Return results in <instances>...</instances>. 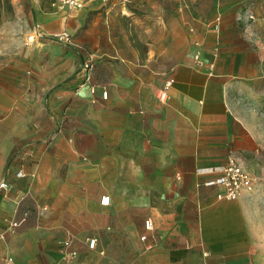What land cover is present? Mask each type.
Segmentation results:
<instances>
[{
	"label": "crops",
	"instance_id": "obj_1",
	"mask_svg": "<svg viewBox=\"0 0 264 264\" xmlns=\"http://www.w3.org/2000/svg\"><path fill=\"white\" fill-rule=\"evenodd\" d=\"M168 2L38 14L0 76V264H56L69 241L72 264H262L264 0ZM231 157L255 179L235 198L199 176Z\"/></svg>",
	"mask_w": 264,
	"mask_h": 264
},
{
	"label": "rangeland",
	"instance_id": "obj_2",
	"mask_svg": "<svg viewBox=\"0 0 264 264\" xmlns=\"http://www.w3.org/2000/svg\"><path fill=\"white\" fill-rule=\"evenodd\" d=\"M167 0V8H168ZM181 6V3H178ZM65 10L60 0H0V76L13 75L15 71L21 69V65L27 62L24 52L27 48L37 43L30 42L31 35L34 34L37 26L38 14L42 12H56ZM264 41V36L262 37ZM264 104V101H263ZM258 119L263 124L264 129V105L256 107ZM264 160V151L262 153ZM262 193L258 197L257 203L260 208V220L262 223V264H264V177Z\"/></svg>",
	"mask_w": 264,
	"mask_h": 264
},
{
	"label": "built area",
	"instance_id": "obj_3",
	"mask_svg": "<svg viewBox=\"0 0 264 264\" xmlns=\"http://www.w3.org/2000/svg\"><path fill=\"white\" fill-rule=\"evenodd\" d=\"M64 7L68 8L70 11L81 10L83 9L89 0H60ZM249 19H254L253 15H249ZM243 20V18H239ZM264 26V19L262 20ZM44 38L43 34L39 29L34 31V34L30 37V42L34 43L40 41ZM50 40L58 42L64 45L72 44V36L64 31L62 33H57L49 37ZM200 47L199 43L195 44V48ZM199 58V53L195 54V59ZM94 65V59L89 58L83 64L85 69H91ZM104 97H107V94L104 93ZM18 176H23V173L20 172ZM199 176H204L206 178L205 185L208 187H219L223 190V195L228 198H235L243 190L252 191L255 188V179L253 178L251 172L244 166V164L237 159L236 157H231L228 161V164L219 169L209 170L199 173ZM8 187L7 183H1L0 188L6 189ZM111 203V198L109 196H104L101 199V204L104 206H109ZM18 223H14L13 227H17ZM152 222L150 220L145 222L146 229L150 230ZM143 240L146 237L142 238ZM97 240H90L89 247L90 249H95ZM66 249L64 250L60 261L56 264H72L73 260L78 256V253L74 250H69L71 242L65 244Z\"/></svg>",
	"mask_w": 264,
	"mask_h": 264
}]
</instances>
